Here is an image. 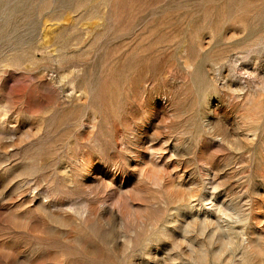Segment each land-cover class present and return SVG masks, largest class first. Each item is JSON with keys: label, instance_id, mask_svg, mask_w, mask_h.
Segmentation results:
<instances>
[{"label": "rangeland", "instance_id": "374dc122", "mask_svg": "<svg viewBox=\"0 0 264 264\" xmlns=\"http://www.w3.org/2000/svg\"><path fill=\"white\" fill-rule=\"evenodd\" d=\"M0 264H264V0H0Z\"/></svg>", "mask_w": 264, "mask_h": 264}, {"label": "bare ground", "instance_id": "6f19581e", "mask_svg": "<svg viewBox=\"0 0 264 264\" xmlns=\"http://www.w3.org/2000/svg\"><path fill=\"white\" fill-rule=\"evenodd\" d=\"M151 172V170H148V173Z\"/></svg>", "mask_w": 264, "mask_h": 264}]
</instances>
